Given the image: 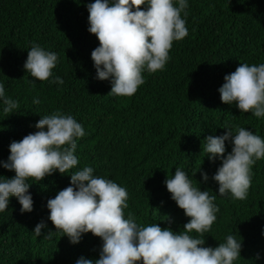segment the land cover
<instances>
[{
    "label": "trees",
    "instance_id": "16d2710c",
    "mask_svg": "<svg viewBox=\"0 0 264 264\" xmlns=\"http://www.w3.org/2000/svg\"><path fill=\"white\" fill-rule=\"evenodd\" d=\"M95 0H0V83L19 108L3 112L0 102V162H7L9 145L37 131L42 116L59 110L80 123L85 135L77 140L78 165L37 183L29 193L33 210L21 213L17 198L0 212V264H76L80 257L95 261L103 241L91 232L77 244L67 236H45L55 226L48 219L47 201L70 186L71 175L85 166L111 179L128 192L129 212L141 226L183 231L190 218L171 199L165 180L179 167L193 186L215 195L219 211L205 247L215 248L228 235L241 239L234 264H264V159L252 166L251 186L245 200L218 193L212 177L222 161L210 160L202 150L209 135L221 136L226 125L246 128L264 139V117L241 113L235 103L221 101L224 77L241 63H264V0H187L188 35L173 41L169 60L161 71H144L145 82L132 96H112L110 80L97 79L92 51L98 38L88 31L87 5ZM175 3V0H174ZM147 6H142L146 8ZM33 43L58 56L50 80H34L24 64ZM34 80L33 83L30 81ZM38 99L39 103H33ZM226 153L232 145L225 141ZM208 176L205 182L201 173ZM0 165V176L14 177ZM46 227L36 237L40 222ZM194 238L198 234L190 233ZM257 256L259 258H257ZM142 264V262H141Z\"/></svg>",
    "mask_w": 264,
    "mask_h": 264
},
{
    "label": "clouds",
    "instance_id": "9594fccd",
    "mask_svg": "<svg viewBox=\"0 0 264 264\" xmlns=\"http://www.w3.org/2000/svg\"><path fill=\"white\" fill-rule=\"evenodd\" d=\"M147 6L142 8V6ZM187 0H95L87 5L88 31L94 34L99 46L91 53L97 79L110 80L108 95L132 96L144 84L142 73L161 71L169 60L173 41L188 35L186 20ZM58 56L33 43L24 64L26 73L34 80L63 84V79L52 77ZM34 80L30 81L33 83ZM219 88L221 101L235 103L241 113L251 112L264 117V63H241L234 72L224 77ZM0 102L3 112L12 114L19 108L16 100L5 94L0 83ZM33 103H39L34 99ZM37 131L29 133L9 145L7 162L3 168L14 171L12 178L0 176V212L8 209L9 199L17 198L21 213L33 210L29 193L32 178L37 183L59 171L69 173L79 161L74 154L77 140L85 135L83 126L72 116L59 110L42 116L35 124ZM221 136L209 135L202 142V150L210 160L219 158L221 166L212 179L218 182V193H230L233 199L245 200L251 186L252 166L264 159V139L246 128L226 125ZM225 141L231 143L226 153ZM85 166L71 175L70 186L60 190L47 201L48 219L55 226L45 238L56 234L67 236L71 243L80 242L83 234L91 232L103 241L99 259L80 257L76 264H234L240 256L242 243L228 235L215 248L205 247L204 233L209 232L219 211L215 195L193 186L189 175L176 167L171 178L165 180L171 199L184 210L189 222L183 231L161 228L158 223L139 225L129 212L128 192L111 179L93 174ZM206 182L208 176L201 173ZM46 224L42 221L33 230L42 235ZM195 231L198 237L190 233ZM257 258H259L257 256Z\"/></svg>",
    "mask_w": 264,
    "mask_h": 264
}]
</instances>
